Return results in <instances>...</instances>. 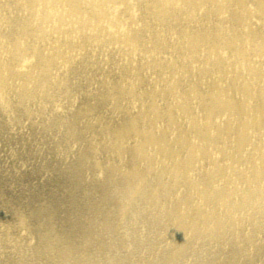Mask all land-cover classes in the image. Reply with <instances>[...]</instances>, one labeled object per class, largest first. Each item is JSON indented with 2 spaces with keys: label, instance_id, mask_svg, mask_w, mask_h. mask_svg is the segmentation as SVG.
Here are the masks:
<instances>
[{
  "label": "bare ground",
  "instance_id": "obj_1",
  "mask_svg": "<svg viewBox=\"0 0 264 264\" xmlns=\"http://www.w3.org/2000/svg\"><path fill=\"white\" fill-rule=\"evenodd\" d=\"M0 142V264H264V0H0Z\"/></svg>",
  "mask_w": 264,
  "mask_h": 264
},
{
  "label": "rangeland",
  "instance_id": "obj_2",
  "mask_svg": "<svg viewBox=\"0 0 264 264\" xmlns=\"http://www.w3.org/2000/svg\"><path fill=\"white\" fill-rule=\"evenodd\" d=\"M4 144H8V145L5 148L6 152L0 154L1 155V158H0L1 163L0 164L4 165L6 163H14L15 166L11 167L10 169H14V168L18 169L19 167H30L27 160H25L24 158L16 157L13 155V154H15L14 150L17 148L16 144H9L6 142H4L2 144V142H0V148ZM12 151H13V154L11 153ZM12 158H13V162L10 161ZM19 174H23V173L18 172L17 175H19ZM23 178L26 179V182H23L21 184L20 182L13 181L9 185L10 189H15V188L21 187L17 190V192H15L14 202L12 203L13 206L17 207L18 209L26 206L29 210H32V207L35 203H37L38 201H41V199L45 200L46 198H50L52 196L51 199L53 200L54 203H56V206H57L56 212H58V213H62V212L73 213V211H72L74 209L73 206H71V208L66 207V205L64 203V201H66V193L63 191V188L57 187L56 184H58V183L56 181H55L56 183L54 181H45L47 183L45 185L43 184L42 186H40V190H43L45 187L47 189V192L44 190L43 191L47 194V196L41 197L39 194V191H38L37 194L39 195V198H35L37 196L32 195V193L28 192V191L32 189L33 185H35L37 182H39V176L34 177L30 173V175L27 174ZM17 193H18V198L16 197ZM55 193L60 194V196L55 197L56 196ZM26 194H27V197L23 201H21L20 198L24 197ZM26 207H25V210H26ZM1 215H3L4 217H9V216L18 217L19 216V215L11 214L6 206L0 208V217H1ZM20 216H24V214H22ZM19 231L25 232L26 230L23 228H20Z\"/></svg>",
  "mask_w": 264,
  "mask_h": 264
}]
</instances>
